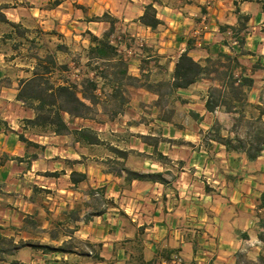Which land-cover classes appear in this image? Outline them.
<instances>
[{
	"label": "crops",
	"instance_id": "obj_1",
	"mask_svg": "<svg viewBox=\"0 0 264 264\" xmlns=\"http://www.w3.org/2000/svg\"><path fill=\"white\" fill-rule=\"evenodd\" d=\"M149 1L154 2L157 16L164 21L163 25L166 27L164 34L169 38L166 46L159 48V52L171 51V47L177 50L175 55L170 56L173 60L172 70L176 58L186 49L201 61L208 57L224 58L222 54H230L235 75L242 74L253 79L252 86L246 90L249 101H263L264 0H218L211 10L214 11L213 16L208 12L210 6L205 5V0H184L179 6L169 5L165 0ZM149 1L135 5L132 8L135 9L133 16L139 18L144 5ZM5 5L7 7L3 11L13 21L23 19L25 10L32 8L26 0L5 1ZM207 15H211L209 22L203 27L197 26L196 22H203L201 17L203 19ZM237 30L243 37V42L233 46L230 43V31L235 33ZM1 35L0 33V38ZM176 35L181 39L179 44L173 41ZM15 53L17 49L0 41V151L3 155L0 161V184H3V187L0 186V230L6 229V225L11 226L13 232L9 235L15 237V242L51 245L56 240L49 237L48 230L64 210L73 208L68 195L83 193L84 191H78L83 182L78 186L71 182L70 173L74 168L65 174L69 181L66 186L60 184L62 175L57 173V168H42L45 172L43 177L48 180L47 184L39 185L41 191L21 190V174H15L16 171H24L25 177L30 173L33 162L52 157L49 154V142L39 139L66 135L32 133L29 139L43 147L34 159L27 156L29 148L19 139V133L27 130L23 128V118L32 117L33 112L16 97L19 79L25 75L14 71L17 63H14L16 57L12 55ZM206 80L209 79H201L176 91H188L198 83H206ZM206 98L207 93L200 106L201 110L199 109L200 116L204 110L213 114V111L206 109ZM219 110L229 112L224 106ZM69 138L72 146L78 143L72 136ZM200 140L199 138V142ZM213 144L218 145L213 148L216 153L210 149V145L196 149L199 153H204L200 155L202 167L205 168L200 177L193 168L197 164L192 160L189 162L191 168L184 165L172 186L169 182H154L152 186L135 179L129 187H125L112 181L115 179L112 173H105V180L101 184H90L93 188H103L104 197L112 199L115 205H107L102 213L92 215L86 221L83 217L89 208L87 212L82 210L81 220L68 221L66 224L76 228L74 237L97 242L103 247L96 254L99 255L98 259L95 257L96 264H149V260H169L176 255L181 257L182 264H243L239 253L248 252L251 240L258 241L256 255L264 250V241L259 238L264 225V147L261 154L251 160L244 152L227 150L225 145L217 141H213ZM197 145L198 143L194 146ZM53 147L60 148L58 145ZM163 153L172 154V150L169 147ZM16 157L23 158L19 160ZM81 171L87 172L85 169ZM207 173L213 176L217 173L220 180L212 181L219 184H209L210 177L206 176ZM87 174L89 178V173ZM84 182L88 183V180ZM44 191L47 192L46 198L50 200L58 193L67 196L59 204L56 201L40 202L36 197ZM85 194L90 198L87 192ZM111 209H117V212L110 211ZM34 221H38L35 227ZM38 227L42 229L40 236L34 235ZM61 237L59 240L62 242L63 239H69L70 235ZM134 246L139 249L136 257ZM59 252L70 253L25 245L7 261H0V264H11L13 257L30 264H50V257L60 259V256L53 255Z\"/></svg>",
	"mask_w": 264,
	"mask_h": 264
},
{
	"label": "rangeland",
	"instance_id": "obj_2",
	"mask_svg": "<svg viewBox=\"0 0 264 264\" xmlns=\"http://www.w3.org/2000/svg\"><path fill=\"white\" fill-rule=\"evenodd\" d=\"M5 1L14 2V0H0V6L5 5ZM26 1L32 8L25 10L23 19L16 21L21 22L23 26L28 27L32 31L28 32L26 36H40L42 42L48 44L50 48H54L58 43H65L72 53L71 55L76 56L80 53L82 55L81 61L84 62V48L90 42L88 32L101 36L105 31L113 28L110 38L113 41L120 40L122 43L129 44L128 49H124L123 46L121 47L128 60L129 74L141 77L142 68L146 76H142V79L126 81L125 96L127 102L122 112L118 115L109 118L107 115L102 114V109L99 106L100 113H97L96 116L102 119V123H94L90 120H82L80 118L75 119L71 123L72 126L84 124L96 128L98 137L101 140L100 144L88 146L77 143L72 146L69 138L71 137L70 135L54 138H40L39 140L42 142L46 141L51 145L49 154H51L52 157L46 160H37L33 162L30 173H27L25 177L23 176L24 171L23 173L16 171L15 174H21L19 176L22 178V181H20L21 190H25L26 192H32V190L33 192L41 191L39 185L47 184L48 180L43 177V173L45 174V172L42 171V168H57V173L59 172L62 175L59 182L63 186H66L69 182L65 174H67L71 168L79 171L85 169L89 173L88 183H81L78 189V191L84 192L68 196L71 198L70 204L75 205L77 202L83 203L85 205H83L82 210L87 212L88 208L89 210L93 209L92 207L94 204V201L87 198L85 194L90 188V184L93 183L94 186L101 184L105 180L103 179L104 174L108 173L107 169L109 167H119V164L115 163V154L112 152V147L114 146L127 151L128 158L124 160L125 166L141 172H162L165 178L164 183L169 182L170 186H172L179 171H181L184 165L188 169L191 168L189 167V162L192 160V162L197 164L193 166L195 171H197L196 175L199 177L203 176L205 168L202 167L200 155L204 153H199V150L196 149L202 146L208 147L210 145V149L216 153L213 148L218 145L213 144L215 140L212 136V128L221 127V135H228L230 137L239 136L246 141L255 138L258 133H262L261 135L264 137V114L261 116V119L258 118L261 110L264 112V99L261 103H257L255 99L249 101L246 95L245 101L242 102L244 104L243 107L231 108V111L225 113L219 110L221 108L220 106L213 111V114L205 112L204 110L203 115L200 116L199 109L203 104L204 95L207 93L208 96V92L211 88L216 89L221 85L220 82L223 75L221 73L222 70H220V65L218 67L220 69L214 71L211 77L202 78L209 79L205 81L206 83H201L200 85L198 83L196 86L194 85V88H189L188 91H172L170 89L168 79L173 71V60L170 56L175 55L177 50L171 47V51L167 50L165 53L159 52V48L165 47L166 41L169 39L167 34H164L166 27L163 24H159L153 29L141 23L135 15L133 16V14H135V9L132 8L135 7V5L144 4V2H148L149 0ZM183 1L184 0H165L167 4L172 6H179ZM190 1L193 2V0ZM217 1L218 0H205V5L210 6L208 12H211L212 16L214 11L211 10ZM1 10L4 12L3 8ZM129 12L133 13L129 14ZM105 13H109L116 19H112L109 15L105 16ZM211 15H207L203 19L201 17L203 22L199 24L196 22L197 26H205L209 22L208 20ZM97 16H104L107 20H92ZM193 21L195 22V20ZM12 29L14 28L0 20L1 34ZM58 33L64 36L62 37L58 35ZM236 36V33L230 31V43L233 46L238 44V42H235L237 40ZM173 41L179 44L181 39L176 35V39ZM6 42L13 48L15 39H8ZM24 42V45L20 48L22 54H11L16 57L14 63H17V65L14 71L22 76L30 74L25 69L29 66L30 62H32L30 59L25 58L24 53L33 51L29 50L31 45L30 42L26 40H24ZM42 52L43 51H41V53ZM58 59L61 62L68 61L71 65L73 64L68 55L59 53ZM213 59H218V57ZM219 60H222L221 62L226 61L224 58ZM220 61L218 62L219 64H221ZM75 72H78L77 69H75ZM214 93L217 95L218 90L214 91ZM242 103L240 104L242 105ZM113 108L114 106L112 103L107 105L108 112ZM241 109L243 113L240 112ZM37 131H39L38 128L29 127V129L23 131V133L29 138L32 133ZM199 138L201 139L200 142ZM153 143H157L158 150L161 152H166L170 147L172 154L170 153L167 155L170 158L169 163H163L156 159ZM196 143H198V145L194 146ZM53 145H58L60 148L56 149ZM28 148L30 155L41 152V148L39 147L28 146ZM55 155L57 158H53ZM180 158H185V160ZM2 159L3 155L0 151V161ZM50 160L51 162H49ZM184 161L186 164H184ZM167 170H170V173H168ZM37 174H40V176L37 177ZM206 176L210 177L209 184H219V182L212 181L213 179L220 180L217 173L214 176L207 173ZM114 178L115 179H112V181L116 184L119 183L125 187H129L131 184L125 182L124 175H114ZM143 181L146 184H152V186H154L153 183L155 181L149 179ZM0 186L3 187V184H0ZM46 193L45 191L44 193L40 192L36 198L40 202L56 201L57 204H59V202L63 201L67 196L66 194L63 195V193H58L57 196H53L50 200L46 198ZM74 196H76V198H74ZM21 199L20 196L19 200ZM107 205H115V203L112 199H106L104 197V200L98 205V208L101 210ZM110 211L117 212V209H111ZM4 227L6 229L1 231L3 234L9 235L13 232V229L10 228L11 226L6 225ZM41 231V227H38L34 235H42L40 233ZM260 234L262 235V239L259 238L264 241V225L260 230ZM61 239L62 237H60V240ZM60 240L53 241L51 245H61L62 242ZM19 242L20 241L17 243ZM250 242L251 243L248 245V252H240L239 258L243 261V264H264V260L259 259L260 255L264 256V250H261L259 255H256V245H258V241L251 240ZM66 247L71 249V251H69L70 253L64 254L59 252L58 254H53L60 256V259L50 257V264H96L97 260H95V257H97V259L99 258V255L96 254H99L103 248L97 242L93 243L79 236H75L70 240L66 244ZM133 252L136 257L139 252L137 246H134ZM64 256H66V258H64ZM177 257L180 256H173L169 260L164 258L155 259L152 264H178L172 262L174 259L177 260ZM12 259H14V257ZM136 262H138V260H136ZM41 264H45V262H41ZM180 264H182V261Z\"/></svg>",
	"mask_w": 264,
	"mask_h": 264
},
{
	"label": "trees",
	"instance_id": "obj_3",
	"mask_svg": "<svg viewBox=\"0 0 264 264\" xmlns=\"http://www.w3.org/2000/svg\"><path fill=\"white\" fill-rule=\"evenodd\" d=\"M153 3L150 2L144 5L143 13L138 19L144 25L155 29L164 21L157 16V9ZM4 7H7V5L0 6V20L14 29L2 33L0 41L6 42L8 39L14 38L13 48L17 49V55L22 54L20 48L24 45V40L30 42L29 50H33L24 53L25 58L32 61L25 69L30 74L19 79L16 94L17 99L33 112L32 117L23 118V128H38L39 131L34 133L40 135H70L75 142L83 145L100 144L101 140L98 137L96 128L84 124L72 126L71 123L77 118L102 123V119L96 116L97 113H100L99 106L102 109V114L107 115L109 118L122 112L127 102L125 96L126 81L142 79V76H146L142 68L141 77L129 74L128 60L121 49L122 46L124 49H128L129 44L122 43L120 40L113 41L110 38L113 28L105 31L101 36L88 32L90 42L84 48L85 60L82 62V55L79 53L72 56L65 43H58L54 48H50L48 44L42 42L40 36H26L28 32L32 31L23 26L21 22L10 20L1 10ZM104 15L116 19L109 13ZM92 20L106 21L107 19L104 16H97ZM235 33L237 34L238 43L243 42V37L239 31L237 30ZM58 35L64 36L60 33ZM41 51L43 52L41 53ZM59 53L68 55L73 64L71 65L68 61H59ZM222 57L226 59L225 62H221L222 60L220 61L221 58L219 57L218 59L208 57L201 61L195 59L188 49L182 51L176 58L173 71L168 79L170 89L175 91L179 88H187L203 77H211L214 71L220 69L218 68L220 65L223 75L221 85L216 89L211 88L209 90L205 102L206 109L215 111L217 107L224 106L227 111H231V108L243 107L242 102L246 99L245 90L252 86L253 79L242 74L235 75L234 66L230 63L231 55L222 54ZM219 61L221 64L218 63ZM75 69L78 72H75ZM216 90H218L217 95L214 93ZM110 103L114 108L108 112L107 105ZM257 108L261 109L260 107ZM240 112L243 113V110L241 109ZM263 114L264 112L261 110L258 118L261 119ZM220 130L221 127L211 129L213 139L225 145L227 150L244 152L247 158L251 160L256 159L261 154L264 147L262 133H258L255 138L246 141L239 136L221 135ZM19 139L25 142L27 147H43L40 143L27 138L23 132L19 133ZM153 146L156 159L163 163H169L170 158L158 150L157 143H153ZM112 152L115 154V163L119 164V167H109L107 169L108 173L117 176L124 175L126 183H131L135 179L165 182L162 172H141L125 166L124 160L128 158L125 149L114 146ZM27 156H29V159L37 157L36 154H28ZM22 158L16 157L19 160H22ZM167 172L170 173V170H167ZM70 180L75 186H78L81 182L88 180V174L85 171L73 169L70 173ZM86 192L90 199L94 201V204L93 209L84 215V221L92 215L103 212V209L100 210L98 205L104 200L103 188L90 187ZM262 197L264 200V194ZM83 205L85 204L77 202L73 208L64 210L61 216L54 221L51 229L48 230L49 237L54 240H59L62 235H70V238L63 239L62 244L59 246L23 241L17 243L13 236L3 234L0 230V261H7L11 255H14L19 248L25 245L41 247L51 251H71L70 248L66 247V244L74 238L73 234L76 228L66 223L81 220L80 213ZM262 205H264V201ZM37 222L34 221L33 226H36ZM259 237L262 239L261 234H259ZM163 255L168 257L165 252H163ZM259 259L264 260V256L260 255ZM10 262L11 264H30L18 259H11ZM153 262L154 259L148 261L149 264Z\"/></svg>",
	"mask_w": 264,
	"mask_h": 264
},
{
	"label": "built area",
	"instance_id": "obj_4",
	"mask_svg": "<svg viewBox=\"0 0 264 264\" xmlns=\"http://www.w3.org/2000/svg\"><path fill=\"white\" fill-rule=\"evenodd\" d=\"M235 42H238V41L236 40ZM181 261H182V260H181L180 257H177V260H176V259L172 260V262H176V263H178V264H180Z\"/></svg>",
	"mask_w": 264,
	"mask_h": 264
}]
</instances>
